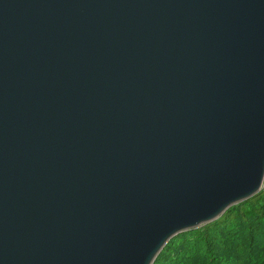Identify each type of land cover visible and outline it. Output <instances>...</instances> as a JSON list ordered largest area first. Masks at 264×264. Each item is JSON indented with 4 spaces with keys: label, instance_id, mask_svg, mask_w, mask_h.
<instances>
[{
    "label": "water",
    "instance_id": "obj_1",
    "mask_svg": "<svg viewBox=\"0 0 264 264\" xmlns=\"http://www.w3.org/2000/svg\"><path fill=\"white\" fill-rule=\"evenodd\" d=\"M264 189V0H0V264H154Z\"/></svg>",
    "mask_w": 264,
    "mask_h": 264
},
{
    "label": "trees",
    "instance_id": "obj_2",
    "mask_svg": "<svg viewBox=\"0 0 264 264\" xmlns=\"http://www.w3.org/2000/svg\"><path fill=\"white\" fill-rule=\"evenodd\" d=\"M154 264H264V189L173 237Z\"/></svg>",
    "mask_w": 264,
    "mask_h": 264
}]
</instances>
